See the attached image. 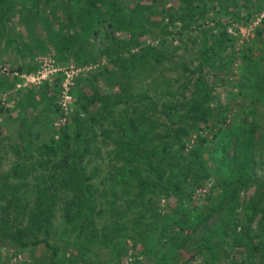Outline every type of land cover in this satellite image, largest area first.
I'll list each match as a JSON object with an SVG mask.
<instances>
[{
  "label": "trees",
  "instance_id": "1",
  "mask_svg": "<svg viewBox=\"0 0 264 264\" xmlns=\"http://www.w3.org/2000/svg\"><path fill=\"white\" fill-rule=\"evenodd\" d=\"M263 11L264 0H0V80L36 71V50L96 65L68 109L60 71L21 89L15 109L0 98V251L17 247L20 264L39 247L42 264H264V17L243 44L227 31Z\"/></svg>",
  "mask_w": 264,
  "mask_h": 264
},
{
  "label": "rangeland",
  "instance_id": "2",
  "mask_svg": "<svg viewBox=\"0 0 264 264\" xmlns=\"http://www.w3.org/2000/svg\"><path fill=\"white\" fill-rule=\"evenodd\" d=\"M261 17H264V11L261 12L257 16V19H255V21H253L251 23V25H249V26L243 25L240 27H237L236 25H231L227 28V31L230 34H234V37L237 38V44H243V42H245V41L248 42L253 38V28L257 23H259V20ZM185 39H186V37H185ZM189 43L190 42H188L187 44H189ZM1 48L2 47L0 46V49ZM189 53L193 58H195V60L197 62V59L199 57H197L196 51L194 52V50H191ZM177 56L174 59H177ZM179 56H180V58H178L177 61H184L187 64L189 62V64L191 66L194 65V62L192 63L190 56H186L185 53L180 54V51H179ZM183 56L185 57V59L182 58ZM28 59L31 60L33 65L38 66L36 71L29 72V73L28 72H23V73L14 72L13 76L10 74L7 81L0 80V98H1L2 102H5V104H7L8 106H10L13 109H15V107L11 106L10 104L16 95H19L20 93H24V90H21V89L26 88L32 84L33 85H39L43 80H46V79H48V80L53 79L54 73L49 74L50 70H53V69L61 70L62 69V70L68 71L69 73L72 70L73 71L72 76H71L72 84H70L69 88H68V90H71V87L74 86L75 81L79 77V74L82 75L85 73V71L92 70L94 68V66H96L94 64L80 66V65L75 64L73 60H68L67 63L66 62H62V63L57 62L56 58L54 57V53H53L52 48L49 52L47 51L44 53L36 50V51L32 52L31 56L27 57V60ZM13 61L14 62L16 61L15 57H14ZM10 65H11V54H9V53L5 54L4 52H0V78L8 75V68ZM42 74H45V75L42 76ZM48 74H49V76H48ZM37 76H39V77L36 78ZM9 81L13 82L14 86H12V87L8 86ZM217 87H218V89H220L219 86H217ZM9 100H11V101H9ZM64 121H66V119L64 118L62 120V117H61L59 120L58 119H56V121L54 120V124L57 126V125H60ZM191 145H192V139H191L189 146H191ZM262 148L264 149V144H262ZM12 158H13V155L10 152H8L7 153V159L2 162L1 170H6L10 166V160ZM263 158H264V151H263ZM257 172H259V173L262 172L261 168H259L257 170ZM211 182H212V180H210V179L207 180L204 183L205 185L200 186L197 191L200 193L205 191V186L209 187ZM252 190H253V188L249 189L246 193L243 192V195L251 194ZM43 252H44L43 247L36 248L33 252L34 256L30 260L31 264H42L41 263L42 260H41V257L39 255ZM185 256H187V255H185ZM23 259L24 258L22 256V254H19L17 247H15L13 245H9L0 251V264H20L21 260H23ZM143 263L144 264L149 263L148 257L143 258ZM193 264H196V263H193Z\"/></svg>",
  "mask_w": 264,
  "mask_h": 264
},
{
  "label": "built area",
  "instance_id": "3",
  "mask_svg": "<svg viewBox=\"0 0 264 264\" xmlns=\"http://www.w3.org/2000/svg\"><path fill=\"white\" fill-rule=\"evenodd\" d=\"M56 71H61L64 75V79H63V82H62V89H61V94H60V103H61V106L64 108V109H68V106L70 104V102L72 101V96L68 90L69 88V85L72 84V80H71V76H72V70L70 71V73L68 71H65V70H59V69H53V70H50V73L49 74H52V73H56ZM48 74V76H49ZM45 74H42V76H44ZM39 76H37L36 78H38ZM64 119V117H62V120Z\"/></svg>",
  "mask_w": 264,
  "mask_h": 264
}]
</instances>
